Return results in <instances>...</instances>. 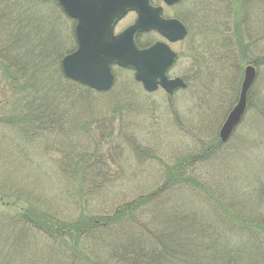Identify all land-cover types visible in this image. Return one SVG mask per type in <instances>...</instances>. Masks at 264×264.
Masks as SVG:
<instances>
[{"label":"rangeland","instance_id":"rangeland-1","mask_svg":"<svg viewBox=\"0 0 264 264\" xmlns=\"http://www.w3.org/2000/svg\"><path fill=\"white\" fill-rule=\"evenodd\" d=\"M151 2L188 31L170 45L169 77L187 84L173 95L117 66L105 92L66 78L76 21L57 0H0V264H264V0ZM250 64L246 111L221 143ZM177 167L198 185H164ZM138 201L136 218L104 223ZM32 207L60 232L22 217Z\"/></svg>","mask_w":264,"mask_h":264},{"label":"water","instance_id":"water-1","mask_svg":"<svg viewBox=\"0 0 264 264\" xmlns=\"http://www.w3.org/2000/svg\"><path fill=\"white\" fill-rule=\"evenodd\" d=\"M162 1L171 6L181 0ZM58 3L76 21L77 48L61 61L66 78L97 91H107L114 81L112 66H118L132 70L135 80L147 92L161 87L172 95L177 89L186 87L183 79L168 77L177 60L168 44L157 41L149 47L139 48L135 42L137 34L151 31L171 43L185 38L184 24L178 19L163 18L162 7L154 6L151 0H58ZM128 12H135V21L116 34V24ZM255 76V68L246 66L238 101L219 130L222 142L227 141L240 122Z\"/></svg>","mask_w":264,"mask_h":264},{"label":"trees","instance_id":"trees-1","mask_svg":"<svg viewBox=\"0 0 264 264\" xmlns=\"http://www.w3.org/2000/svg\"><path fill=\"white\" fill-rule=\"evenodd\" d=\"M231 1H234V2H236L237 0H231ZM12 78H16V77H12ZM13 81V80H12ZM14 82V81H13ZM11 83V82H10ZM13 83H11V85H12ZM18 84H16L15 83V87L17 86ZM27 117H30V114H28L27 115ZM13 120H16V119H13ZM12 120V121H13ZM14 122V121H13ZM174 177V178H173ZM167 181H168V183H165L164 185H166V184H173V183H175L176 182V184H178L179 182H182V180H184L185 182H188L190 185H192V186H196V185H198V182L195 180V179H188V178H185L184 179V176H183V172H182V168L180 167V169L178 170V167L176 168V170H175V176H174V174H169L168 176H167V179H166ZM140 201H138V202H132V204H130V205H126V206H123V208L122 209H118L117 211H116V213L112 216V220H105L104 221V223L105 224H108V222L109 223H115V222H117V221H120V220H122L123 219V217L124 216H127V215H129V218L130 219H134V218H136V216L135 215H131L130 213H128V212H130L132 209H137L139 206L137 205L138 203H139ZM126 210V211H125ZM22 217H26V218H32V220H33V222L36 220L37 221V219H39V218H41V217H43L41 220H39V222L36 224V227L37 228H40V230L42 229V230H46L47 232H49V231H52L53 232V228H54V233H59L60 232V230H57L55 227H58V228H60V227H62V224H60V223H58V222H55L56 224H51L50 223V221H49V218H51V216H49V215H43V214H39V212H38V208H36V207H32V208H28L26 211H24V212H22ZM103 221V220H102ZM95 224H96V220H94L93 222H91V221H89V222H87V223H85V224H82V226H81V229L79 230V231H81V232H83V231H87L88 229H90L91 228V226L90 225H92V226H95ZM78 231V232H79ZM134 244H129V246H133ZM128 246V247H129ZM133 253H135V255H136V253L137 252H133ZM132 256H133V254H132ZM137 261H138V256H137Z\"/></svg>","mask_w":264,"mask_h":264},{"label":"flooded vegetation","instance_id":"flooded-vegetation-1","mask_svg":"<svg viewBox=\"0 0 264 264\" xmlns=\"http://www.w3.org/2000/svg\"><path fill=\"white\" fill-rule=\"evenodd\" d=\"M163 14H164V8H163Z\"/></svg>","mask_w":264,"mask_h":264}]
</instances>
